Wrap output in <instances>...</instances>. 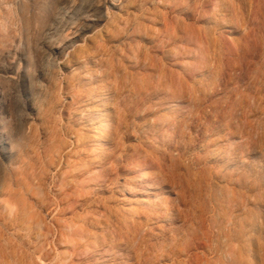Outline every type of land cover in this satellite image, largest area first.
<instances>
[{
    "label": "rangeland",
    "instance_id": "374dc122",
    "mask_svg": "<svg viewBox=\"0 0 264 264\" xmlns=\"http://www.w3.org/2000/svg\"><path fill=\"white\" fill-rule=\"evenodd\" d=\"M261 237L264 0H0V264H261Z\"/></svg>",
    "mask_w": 264,
    "mask_h": 264
},
{
    "label": "bare ground",
    "instance_id": "6f19581e",
    "mask_svg": "<svg viewBox=\"0 0 264 264\" xmlns=\"http://www.w3.org/2000/svg\"><path fill=\"white\" fill-rule=\"evenodd\" d=\"M90 35H91V34H89V35H87V36H90ZM78 46L80 47V45H78ZM75 49H76V48H75ZM71 50H72V49H71ZM71 50H70V51H71ZM73 50H74V49H73ZM73 50H72V51H73ZM70 51H67V53H68V52L70 53ZM75 51H76V50H75ZM59 63H60V62H59ZM3 148H4V147H3ZM147 185H148V184H147ZM148 186H149V185H148ZM246 229H247V227H246ZM254 229H255V228H254ZM252 230H253V229H252L250 226L248 227L247 230H245V228H244V231L241 230V231H238V232L236 233V237H240V236H243V237H244V236H245V240L243 239L244 242L247 241V242H246L247 244L252 243V235H253ZM256 230H257V229H256ZM260 230H261V229H260ZM262 233H263V232H262ZM257 234H259V233L257 232ZM254 235L256 236V233H255ZM255 236H254V237H255ZM261 236H263V235H261ZM243 237H242V238H243ZM259 237H260V236H259ZM261 238H264V237H261ZM261 238H260V239H261ZM259 241H260V240H259ZM259 241H258V242H259ZM241 242H242V241H241ZM248 242H249V243H248ZM254 242H255V241H254ZM261 243L263 244L264 241L261 242ZM261 243H260V244H261ZM238 244H239V243H238ZM252 244H253V243H252ZM258 244H259V243H258ZM260 244H259V245H260ZM245 246H246V245H245ZM262 246H263V245H262ZM262 246H261V247H262ZM237 247H238V250H239V251H240L241 249H244V247H243L242 245H239V246H237ZM237 247H236V249H237ZM249 247H250V246H249ZM236 249H235V250H236ZM249 249H250V248H249ZM259 249H260V248H259ZM263 249H264V247H263ZM263 249H262V250H263ZM263 251H264V250H263ZM263 251H262V252H263ZM230 252H231V250H230ZM233 252H234V250H233ZM235 252H237V250H236ZM259 252H260V251H259ZM237 253H238V252H237ZM232 254H233V253H231V255H232ZM238 254H239V253H238ZM242 254H243V253H242ZM242 254H241V255H242ZM233 255H234V254H233ZM239 255H240V254H239ZM256 255H257V254H256ZM234 256H235V255H234ZM232 257H233V256H232ZM235 257H236V256H235ZM239 257H240V256H239ZM239 257H238V258H239ZM244 258H245V257H244ZM249 258H250V257H249ZM252 258H253V257H252ZM235 259H236V258H235ZM245 259H247V258H245ZM255 259H256V257H255ZM255 259H254V261H256ZM257 259H258V257H257ZM260 259H261V258H260ZM238 260H239V259H238ZM241 260H242V259H241ZM261 260H262V259H261ZM233 261H234V260H232V262L230 261V264H252L251 262H248V261H245V260H244V261H240V262L238 261V262H236V263H235V262L233 263ZM263 262H264V259H263V261L260 262V263H261V264H264ZM225 263H226V261H225ZM4 264H10V262H8L7 260H5V261H4ZM221 264H222V263H221ZM253 264H255V263H253Z\"/></svg>",
    "mask_w": 264,
    "mask_h": 264
}]
</instances>
